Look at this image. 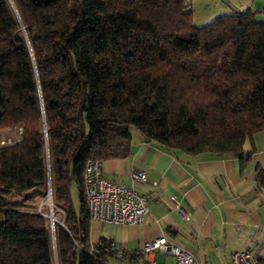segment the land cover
Here are the masks:
<instances>
[{
	"label": "trees",
	"instance_id": "16d2710c",
	"mask_svg": "<svg viewBox=\"0 0 264 264\" xmlns=\"http://www.w3.org/2000/svg\"><path fill=\"white\" fill-rule=\"evenodd\" d=\"M255 12L195 26L190 0H0V130L21 129L0 146V264L123 262L111 240L90 243L83 170L130 155V128L164 150L245 162L264 131ZM48 181L63 214L53 235L34 201Z\"/></svg>",
	"mask_w": 264,
	"mask_h": 264
},
{
	"label": "crops",
	"instance_id": "0c3cea01",
	"mask_svg": "<svg viewBox=\"0 0 264 264\" xmlns=\"http://www.w3.org/2000/svg\"><path fill=\"white\" fill-rule=\"evenodd\" d=\"M243 148L242 163L230 156L168 151L132 136L130 155L102 161V173L145 195L148 213L141 225L89 219L90 243L104 238L124 248L121 264H172L162 252L138 259L142 244L162 235L202 264H231L235 251L253 252L264 261V188L256 181L257 168L264 169V131ZM133 171L145 173L146 181L132 179Z\"/></svg>",
	"mask_w": 264,
	"mask_h": 264
},
{
	"label": "built area",
	"instance_id": "2783aa9c",
	"mask_svg": "<svg viewBox=\"0 0 264 264\" xmlns=\"http://www.w3.org/2000/svg\"><path fill=\"white\" fill-rule=\"evenodd\" d=\"M188 3L189 0H186ZM21 129L17 137L0 139V146L12 144L19 140ZM131 178L146 181L145 173L131 172ZM83 193L88 209L89 219L118 225H141L148 213L147 197L118 181L106 178L102 173V162L88 160L83 170ZM49 197V193H48ZM112 249L118 257L127 254L124 248L114 244ZM162 252L172 257V264H202L194 253L186 247L176 244L166 235L145 241L140 249V257ZM139 258V261H141ZM231 264H264L256 254L249 251H235L230 256ZM150 264H157L154 260Z\"/></svg>",
	"mask_w": 264,
	"mask_h": 264
},
{
	"label": "rangeland",
	"instance_id": "374dc122",
	"mask_svg": "<svg viewBox=\"0 0 264 264\" xmlns=\"http://www.w3.org/2000/svg\"><path fill=\"white\" fill-rule=\"evenodd\" d=\"M9 6L14 16H17L12 3L9 2ZM190 8L194 18V25L203 26L222 14H232L235 11H243L246 8H250L253 11H256V9L264 10V0H190ZM255 17L258 20H264V11H256ZM130 133L133 137L139 135L135 128H130ZM17 135L18 133L13 129L0 130V139L10 137L14 140ZM49 186L50 183L48 188ZM70 196L73 204L77 205L78 191L75 184H71L70 186ZM34 201L38 209L48 219L49 225L52 218L54 219L53 223L62 225L63 214L60 210L53 209L52 200L48 197V192L44 200L35 199ZM168 258H170V256Z\"/></svg>",
	"mask_w": 264,
	"mask_h": 264
},
{
	"label": "water",
	"instance_id": "95a60500",
	"mask_svg": "<svg viewBox=\"0 0 264 264\" xmlns=\"http://www.w3.org/2000/svg\"><path fill=\"white\" fill-rule=\"evenodd\" d=\"M48 184H49V181H48ZM48 189H49V191H48V193H49V198L51 199V192H50L51 189H50V186H49ZM50 222H51V223H50V230H51V234L53 235V230H52V229H53V224H54V223H53L52 220H51ZM55 262H56V261H55ZM55 264H56V263H55Z\"/></svg>",
	"mask_w": 264,
	"mask_h": 264
},
{
	"label": "bare ground",
	"instance_id": "6f19581e",
	"mask_svg": "<svg viewBox=\"0 0 264 264\" xmlns=\"http://www.w3.org/2000/svg\"><path fill=\"white\" fill-rule=\"evenodd\" d=\"M51 220H52V221H54V219H53V218H52Z\"/></svg>",
	"mask_w": 264,
	"mask_h": 264
}]
</instances>
